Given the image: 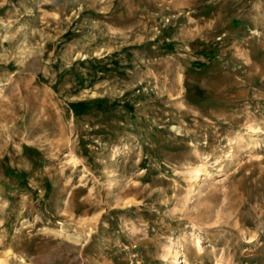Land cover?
Masks as SVG:
<instances>
[{"label": "rangeland", "instance_id": "obj_1", "mask_svg": "<svg viewBox=\"0 0 264 264\" xmlns=\"http://www.w3.org/2000/svg\"><path fill=\"white\" fill-rule=\"evenodd\" d=\"M0 264H264V0H0Z\"/></svg>", "mask_w": 264, "mask_h": 264}, {"label": "bare ground", "instance_id": "obj_2", "mask_svg": "<svg viewBox=\"0 0 264 264\" xmlns=\"http://www.w3.org/2000/svg\"><path fill=\"white\" fill-rule=\"evenodd\" d=\"M200 176H201V173H200V174H197L196 179L199 180V179H200V178H199Z\"/></svg>", "mask_w": 264, "mask_h": 264}]
</instances>
